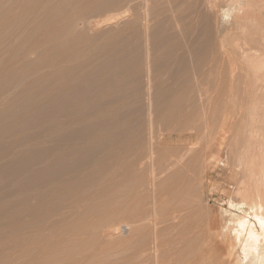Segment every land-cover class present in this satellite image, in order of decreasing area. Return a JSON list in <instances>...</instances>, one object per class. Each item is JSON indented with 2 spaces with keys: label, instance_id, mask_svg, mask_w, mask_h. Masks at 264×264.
<instances>
[{
  "label": "rangeland",
  "instance_id": "rangeland-1",
  "mask_svg": "<svg viewBox=\"0 0 264 264\" xmlns=\"http://www.w3.org/2000/svg\"><path fill=\"white\" fill-rule=\"evenodd\" d=\"M146 1L0 0V192L12 191L19 181L43 180L62 173L60 165L50 170L47 167L51 155L88 156L110 149L117 133L104 127L113 119L122 123L132 118L134 111L146 105V70L154 80L153 84L149 83L152 92L158 86H170V75L162 70L168 65L175 68L181 53H190L196 64L199 59L203 62L212 56L218 42L214 27L206 25L202 19L206 9L203 0ZM192 23L196 25L190 32L188 28ZM251 31L248 33H254ZM231 32L226 34L230 43L240 36L239 31ZM187 74L180 76L178 85L171 84L177 94L171 91L175 96L170 95L171 100L168 97L160 104L157 114L168 117V110L173 107L174 111L185 108L197 113L200 100L202 107L203 99L190 89L195 88V79L193 84L189 83L192 74L189 77ZM243 80L237 75L232 86L212 88L207 94L212 101L208 106L218 117L216 126L220 119L224 122L228 142L239 133V144L244 122L249 117L247 108L253 101L250 90L244 92ZM263 94L260 93L262 98ZM195 119V124L189 123L190 127H200L202 119ZM193 126L187 130L193 132L191 129L199 128ZM185 131L181 133L185 137L177 142L189 141L186 137L189 132ZM194 163L197 175L203 166L201 158ZM207 168L200 180L202 184L196 180L188 189L180 188L185 223L209 217L224 221L231 210L228 200L233 183L226 158L213 156ZM91 180L88 185L92 186L94 181ZM46 196L45 190H41L26 193L18 202L15 197L0 201L3 216L0 217V264L30 263L33 248L30 250L29 242L28 246L22 242L23 250L19 252L18 237L21 232L22 237H28L29 229L31 234L35 227L38 229L49 221L51 214L55 217L61 204L52 203L38 209L33 218L25 217L17 225L13 221L17 211L27 214V203L36 204ZM132 225L134 230L121 226L111 241L101 237L98 227L93 230L88 227L82 239H75L73 244L69 242L70 247L65 244L67 247L64 245L57 253L69 255L71 252V257L80 252L81 247L86 250L91 246L94 251L88 259L84 257L88 262L83 258L85 262L81 259L77 261L79 264H141L140 254L132 255L131 251L133 244L143 241V237L134 233L139 224ZM55 255L58 256L56 252ZM57 258H61L60 255ZM138 260L141 261L136 263ZM36 261L34 264H42L40 257Z\"/></svg>",
  "mask_w": 264,
  "mask_h": 264
},
{
  "label": "bare ground",
  "instance_id": "bare-ground-1",
  "mask_svg": "<svg viewBox=\"0 0 264 264\" xmlns=\"http://www.w3.org/2000/svg\"><path fill=\"white\" fill-rule=\"evenodd\" d=\"M203 3L206 9L202 19L206 25L214 27L218 42L209 59L203 62L199 59L196 64L190 53H181L175 68L168 65L166 70H162V73L170 75V86H158L152 92L149 83L152 81L153 84L154 80L146 70V105L134 111L132 118L128 117L122 123L113 119L104 127L117 133L110 149L88 156L51 155L47 159V167L50 170L60 165L62 173L43 180L19 181L12 191L0 192V201L15 197L17 202L29 192L45 190L47 193L43 201L33 205L27 203L26 215L17 211L14 224L36 215L38 209L52 203L61 204L55 217L51 214L49 221L38 225V229L35 227L37 230L33 232L36 233L30 234L29 229L28 237L24 238L23 232L20 233L19 252L23 250L22 242L26 245L29 242L27 246L34 251L29 264L37 262L38 257L42 264H79L77 261H84V257L88 259L94 251L91 246L90 249L85 247L86 250L80 246L81 251L71 257L68 250L69 255L59 253L61 258H57V250L69 242L73 244L75 239H82L88 227H92L91 230L98 227L100 236L111 241L121 226H130L128 229L134 230L133 223L139 224L137 231L133 232L142 236L143 241H136L137 244L133 245L137 246L131 247V253L140 254L144 264H264V97L260 95L264 92V0H203ZM192 24H189L190 32L196 25ZM248 30L254 32L253 36ZM228 31H239L240 36L230 43L226 38ZM185 73L188 77L192 74L189 83L193 84L195 79L196 84L190 89L203 99L202 107L201 100L198 103L201 114H198L199 109L195 113V110L185 108L180 112L175 110V113L171 106L174 112L168 110V117L160 116L157 107L166 102L171 91L177 94L173 86ZM237 75L242 80L245 78L243 91L250 90L253 98L247 108L249 117L244 122L240 144L239 133L228 142L227 130L221 119L216 126L218 117L208 106L211 100L207 97L212 88L223 89L226 84L232 86ZM174 94L170 97L173 98ZM170 97L168 99L171 100ZM194 117L201 124L200 127L195 126L199 127L196 129L191 125L195 131L191 129L193 132H190L187 129L191 128L190 124H195ZM184 127L189 132L186 136L189 141L185 145L177 142L184 136L181 135ZM213 156L226 158L230 167L233 185L228 205L231 210L224 221L209 217L185 223L180 188L188 189L194 181L203 180L204 170L208 169ZM198 158H201L203 166L196 175L193 164ZM91 179L94 181L92 186L88 185ZM186 189L184 192L187 194ZM2 215L5 216L4 213Z\"/></svg>",
  "mask_w": 264,
  "mask_h": 264
}]
</instances>
